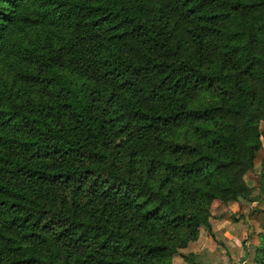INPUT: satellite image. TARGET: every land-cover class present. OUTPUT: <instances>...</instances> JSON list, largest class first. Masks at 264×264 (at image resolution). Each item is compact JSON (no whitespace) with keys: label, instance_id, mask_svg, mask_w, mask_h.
I'll return each instance as SVG.
<instances>
[{"label":"trees","instance_id":"16d2710c","mask_svg":"<svg viewBox=\"0 0 264 264\" xmlns=\"http://www.w3.org/2000/svg\"><path fill=\"white\" fill-rule=\"evenodd\" d=\"M260 149L264 0H0V264L193 261Z\"/></svg>","mask_w":264,"mask_h":264},{"label":"rangeland","instance_id":"374dc122","mask_svg":"<svg viewBox=\"0 0 264 264\" xmlns=\"http://www.w3.org/2000/svg\"><path fill=\"white\" fill-rule=\"evenodd\" d=\"M261 155L260 149L256 153L252 167L244 174L247 185L251 187L252 195L259 194L261 188L260 197L251 201L240 197L228 203H221L218 199H214L209 205L210 232L202 226L199 227L198 235L208 233L219 240L218 251L223 252L221 264H249L253 260L255 244L258 241L256 234L260 231V227L248 217V213L252 208H264V185L260 187L259 182ZM188 246L189 244L181 250H186Z\"/></svg>","mask_w":264,"mask_h":264},{"label":"crops","instance_id":"0c3cea01","mask_svg":"<svg viewBox=\"0 0 264 264\" xmlns=\"http://www.w3.org/2000/svg\"><path fill=\"white\" fill-rule=\"evenodd\" d=\"M188 244L189 248L187 247L186 250L181 251L184 254L191 253L193 255V261H186L180 255H174L172 264H221L223 261V252L221 250L220 252L218 251L219 240H216V238L208 233L198 235L194 241H190Z\"/></svg>","mask_w":264,"mask_h":264}]
</instances>
